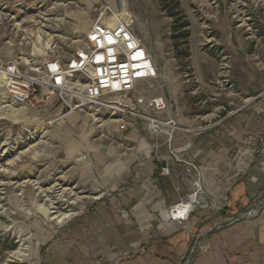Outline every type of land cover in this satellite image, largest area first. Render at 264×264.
<instances>
[{
  "label": "rangeland",
  "instance_id": "rangeland-1",
  "mask_svg": "<svg viewBox=\"0 0 264 264\" xmlns=\"http://www.w3.org/2000/svg\"><path fill=\"white\" fill-rule=\"evenodd\" d=\"M179 3L189 21L186 44L159 0H0V65L18 58L21 70L33 72L47 56L70 55L110 6L131 17L163 74L151 90L168 101L158 116L179 118L191 132L208 125L224 139L229 158L248 147L256 154L264 138V0ZM139 88L146 91V83ZM126 135L103 109L67 111L55 95L23 105L0 85V264L59 263L68 244L63 232L99 229L109 202L136 189L127 176L134 160ZM199 183L213 216L210 203L224 200Z\"/></svg>",
  "mask_w": 264,
  "mask_h": 264
},
{
  "label": "crops",
  "instance_id": "crops-1",
  "mask_svg": "<svg viewBox=\"0 0 264 264\" xmlns=\"http://www.w3.org/2000/svg\"><path fill=\"white\" fill-rule=\"evenodd\" d=\"M139 124L135 122L136 129L120 130L127 131L130 140L132 151L128 155L134 163L127 176L134 180L136 189L123 190L120 200L109 202L110 216L99 220L98 230L63 232L68 244L59 263L53 264H176L192 248L189 264H264V208L256 216L207 230L225 215L248 207L263 190L264 138L256 154L250 155L248 147L243 155L229 158L224 139L207 131L208 125L193 133L174 131L172 144L199 165L206 192L224 200L220 213L214 211L212 216L211 209L196 210L179 222L171 219L168 208L190 191L189 177L182 163L168 157L164 138L148 133ZM164 163L170 167L167 175L159 172ZM133 194L135 202L131 204Z\"/></svg>",
  "mask_w": 264,
  "mask_h": 264
},
{
  "label": "built area",
  "instance_id": "built-area-1",
  "mask_svg": "<svg viewBox=\"0 0 264 264\" xmlns=\"http://www.w3.org/2000/svg\"><path fill=\"white\" fill-rule=\"evenodd\" d=\"M18 65V58L0 65V85L12 101L41 105L50 95H55L67 111L94 107L109 112L118 123V130L136 129L138 120L148 133L164 138L168 157L184 165V174L192 185L184 198L168 208L171 219L181 222L198 208L210 210L205 190L199 183V165L172 144L175 130L190 129L171 117L158 116L166 111L168 101L164 95L151 94V90L163 79V74L135 32L129 15L105 6L70 55L47 56L33 72L23 71ZM140 83H146V91L139 88ZM46 94L49 96L45 97ZM169 170L168 163L159 167L161 175L169 174ZM201 190L205 203L199 197ZM258 203L257 197L248 207L215 221L207 230L258 215ZM210 204L213 211L223 208ZM192 252L193 248L182 256L181 264L190 263Z\"/></svg>",
  "mask_w": 264,
  "mask_h": 264
},
{
  "label": "trees",
  "instance_id": "trees-1",
  "mask_svg": "<svg viewBox=\"0 0 264 264\" xmlns=\"http://www.w3.org/2000/svg\"><path fill=\"white\" fill-rule=\"evenodd\" d=\"M159 2L161 9L173 19L171 24L172 30H179L176 36L186 44L189 36V21L181 10L179 0H159Z\"/></svg>",
  "mask_w": 264,
  "mask_h": 264
},
{
  "label": "bare ground",
  "instance_id": "bare-ground-1",
  "mask_svg": "<svg viewBox=\"0 0 264 264\" xmlns=\"http://www.w3.org/2000/svg\"><path fill=\"white\" fill-rule=\"evenodd\" d=\"M114 9V8H113ZM123 14V13H122ZM126 15H128L127 13H125ZM199 197H200V199H201V201L203 202V203H205V196H204V193L202 192V190L199 192ZM67 216V214H65V215H63V216H60V217H58V220H62L64 217H66Z\"/></svg>",
  "mask_w": 264,
  "mask_h": 264
}]
</instances>
